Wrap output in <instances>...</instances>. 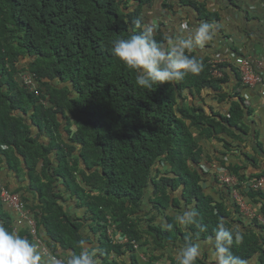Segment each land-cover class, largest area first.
Here are the masks:
<instances>
[{
	"label": "trees",
	"instance_id": "obj_1",
	"mask_svg": "<svg viewBox=\"0 0 264 264\" xmlns=\"http://www.w3.org/2000/svg\"><path fill=\"white\" fill-rule=\"evenodd\" d=\"M132 1L150 4L151 13L158 2ZM161 1L170 13L179 3L193 7L202 22L217 18L193 0ZM130 8V0H0V172L18 166L36 192L33 201L19 193L24 218L0 200V224L36 238L46 256L50 251L57 259L78 254L84 240L98 250L100 264H156L173 258L168 250L176 252L191 232L202 249L197 264H214L207 240L223 220L244 233L233 253L247 264H264V225L255 218L246 222L232 186L213 175L226 173L241 184L264 176V170L246 174L248 156L234 154L241 152L233 141H244L249 112L235 90L220 93L228 64L212 68L208 57H198L204 64L198 76L139 88L136 73L109 51L112 40L145 27L130 29L137 13L125 12ZM156 40L167 41L163 35ZM23 74L34 84L29 91ZM204 92L226 103L227 115L206 111ZM213 141L222 150L211 157L203 149ZM236 190L264 221V193ZM68 195L78 218L66 210ZM190 208L199 212L206 232L175 223V215ZM111 226L128 243L110 238Z\"/></svg>",
	"mask_w": 264,
	"mask_h": 264
},
{
	"label": "clouds",
	"instance_id": "obj_2",
	"mask_svg": "<svg viewBox=\"0 0 264 264\" xmlns=\"http://www.w3.org/2000/svg\"><path fill=\"white\" fill-rule=\"evenodd\" d=\"M160 3L161 10L164 9V2L157 0ZM132 8L126 10L127 13L136 11L135 15H132L130 22L127 23L130 29H141L140 34H131L127 37H121L112 40L111 47L109 49L111 56L120 62L126 69L136 73L135 83L136 85L145 90H152L153 87L160 84H170L181 81L185 75L198 76L204 69V64L201 59L195 55H191L194 49H203L206 45L212 43L216 38V26L209 22H200L197 26L190 29V31L182 37H178L175 40H169L167 44L158 42L156 39L158 35L165 34L162 31L164 27V15L160 9H154L157 13H151V5H140L138 2L134 3L130 0ZM238 0H231L230 6L235 7ZM156 3V5H157ZM171 2H168L170 5ZM155 5V6H156ZM167 9V8H166ZM167 14L170 12L165 11ZM154 14V15H153ZM171 15V14H170ZM182 28L187 29L186 23L182 24ZM233 47V46H231ZM227 52V49H225ZM231 51V49H229ZM230 53V52H229ZM224 55V57H220ZM228 57H230L228 59ZM231 57L233 60H231ZM208 63L212 68H215L221 64H229L230 60L233 62L238 77V83L241 87H255L260 86L264 88V66L261 62L251 59L245 55H238L232 52V54L226 55L223 51H218L214 55L208 57ZM248 66L255 76H258L260 81L255 84H247L244 80L245 67ZM224 69V67H222ZM215 75L221 77V73L215 72ZM22 80L26 83L28 91L34 88V84L29 75L23 74ZM264 89L260 91L261 97L264 99ZM44 103V102H43ZM244 107L245 101H244ZM227 113V112H226ZM224 115H227V114ZM4 149V147H1ZM219 172L213 173L215 178H219ZM236 178V177H235ZM251 179H255L254 177ZM249 179V180H251ZM238 185L232 187L230 195L233 198V193H236L247 207L248 212L253 219L260 218L264 225L263 219L254 212L252 205L247 203L242 195L236 190L237 187H242L246 191L245 183H240L236 178ZM248 180V181H249ZM2 186V187H1ZM0 186V200L13 210V212L20 217L24 218L26 211L21 206L22 201L19 198V193L14 192L6 188L4 185ZM5 191L8 195L15 198L16 203L12 204L9 200L2 197V192ZM251 191V190H249ZM258 192V191H253ZM260 192V191H259ZM264 193V192H261ZM235 201V199L233 198ZM238 207V213L242 218L248 222L249 216H244L240 209L239 204L235 201ZM244 216V217H243ZM200 214L195 208H190L175 215V223L187 229L189 225L195 226L199 229V232L203 233L207 231L206 226L199 223ZM252 219V220H253ZM171 227V225H169ZM108 236L117 241V244H126L128 239L121 235H116L115 228L110 227L108 229ZM244 233L242 230L233 225L232 228H228L225 222L221 220L215 230L214 235L208 237L207 243L212 247L209 249L210 257L214 261V264H247V261L238 255H235L232 251L234 243H242ZM81 251L77 254L75 252L68 254L63 259H57L49 251L46 256V250L39 246L40 242L36 238L29 240L27 237H23L15 231H10L3 224H0V264H100L97 249H91L84 240L80 242ZM134 250L137 249V245L131 242ZM41 245V244H40ZM200 243L192 241V233L189 232L185 237V241L179 245L178 250L175 253V264H197V261L201 255ZM136 257L144 259V255L135 251Z\"/></svg>",
	"mask_w": 264,
	"mask_h": 264
},
{
	"label": "crops",
	"instance_id": "obj_3",
	"mask_svg": "<svg viewBox=\"0 0 264 264\" xmlns=\"http://www.w3.org/2000/svg\"><path fill=\"white\" fill-rule=\"evenodd\" d=\"M193 1L202 3L207 13L217 16L216 19L210 20V23L216 26L215 40L203 49H194L192 53L195 56L206 58L223 50L224 54L229 55V49H233L232 51L235 54L243 53L242 55L255 59L264 66V0H238L235 7L230 6L229 2L231 0ZM154 8L161 10L160 3H157ZM163 10L161 11L163 12ZM166 10L167 12L170 11V9ZM170 14H168L169 17L166 18L164 27L162 28L163 33L166 35V44L169 40H175L178 37L185 36L190 29L202 22L193 7L187 8L179 3L171 7ZM183 23H186L187 29L182 28ZM225 49H227V52ZM231 60H233L232 57ZM231 60L228 66L226 68L224 67V72L227 74L226 88L220 93H230L235 90L234 92L237 93V97H240L243 103L245 101V110L249 112L243 118L246 136L242 143L236 141L237 144L235 147L240 144L241 152L238 151L234 154L238 157H243L241 155L243 152L245 156H248V160L244 162L243 171L252 176L264 170V99L260 95V91L264 88L261 89L258 85L255 87H241L237 81L236 68ZM215 96L216 94L214 93L213 95L205 93L202 104L206 108V111L211 110L213 115L217 117L221 114L224 115L228 111V106L225 105L226 103L216 102L214 100ZM235 99L236 97L233 96L232 100ZM255 145H258L262 151L260 156L258 154L259 151L256 152L254 149ZM203 150H206L209 156L214 157L216 156L215 153L220 154L222 149L220 144L213 141L205 142ZM0 174V181L5 187L7 186L6 188L14 192L22 193L27 196L28 201H33L36 192L31 187V180L28 176L23 175L18 166L11 169L10 172H0ZM69 197L68 195V206H66V210L70 216L72 215L71 218H78L81 212L71 213L75 200L73 201ZM175 253L169 252L168 250V254L173 258L166 257L163 260L160 259L156 264H175ZM139 261L145 263L146 259H139ZM249 264H256V260L252 259Z\"/></svg>",
	"mask_w": 264,
	"mask_h": 264
},
{
	"label": "built area",
	"instance_id": "obj_4",
	"mask_svg": "<svg viewBox=\"0 0 264 264\" xmlns=\"http://www.w3.org/2000/svg\"><path fill=\"white\" fill-rule=\"evenodd\" d=\"M244 74H245L244 80L246 81L247 84L250 85V84L259 83L260 81L259 77L255 76V74L249 70L248 66L245 67ZM221 173L219 174L220 180L230 184L232 187L238 185V182L234 176L232 175L227 176L226 173L224 174ZM244 185L248 191L252 190V191L264 192V176L259 179H251L247 181ZM2 197L6 200H9L12 204L16 203L15 198L8 195V193L5 191L2 192ZM233 198L239 204L240 209L243 212L244 216H251V214L248 212L247 207H245V204L243 203L242 199L236 193H233Z\"/></svg>",
	"mask_w": 264,
	"mask_h": 264
},
{
	"label": "rangeland",
	"instance_id": "obj_5",
	"mask_svg": "<svg viewBox=\"0 0 264 264\" xmlns=\"http://www.w3.org/2000/svg\"><path fill=\"white\" fill-rule=\"evenodd\" d=\"M233 143H234V144H237L236 141H233ZM233 147H235V145H234ZM252 219H253V217H252V216H249V217H248V222H250ZM257 219H258V221H259L260 223H262V220H261L260 218H257Z\"/></svg>",
	"mask_w": 264,
	"mask_h": 264
}]
</instances>
